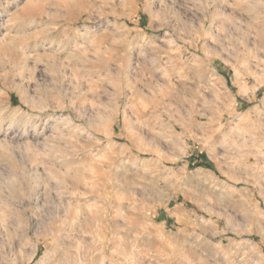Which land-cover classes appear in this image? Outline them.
I'll return each instance as SVG.
<instances>
[{"label":"rangeland","instance_id":"1","mask_svg":"<svg viewBox=\"0 0 264 264\" xmlns=\"http://www.w3.org/2000/svg\"><path fill=\"white\" fill-rule=\"evenodd\" d=\"M0 264H264V0H0Z\"/></svg>","mask_w":264,"mask_h":264}]
</instances>
